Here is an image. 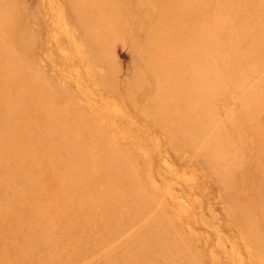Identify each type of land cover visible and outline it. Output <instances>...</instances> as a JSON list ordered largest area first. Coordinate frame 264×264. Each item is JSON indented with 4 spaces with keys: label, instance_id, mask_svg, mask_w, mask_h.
<instances>
[{
    "label": "rangeland",
    "instance_id": "rangeland-1",
    "mask_svg": "<svg viewBox=\"0 0 264 264\" xmlns=\"http://www.w3.org/2000/svg\"><path fill=\"white\" fill-rule=\"evenodd\" d=\"M0 264H264V0H0Z\"/></svg>",
    "mask_w": 264,
    "mask_h": 264
}]
</instances>
